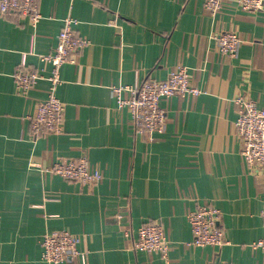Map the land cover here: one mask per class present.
<instances>
[{
    "label": "crops",
    "instance_id": "1",
    "mask_svg": "<svg viewBox=\"0 0 264 264\" xmlns=\"http://www.w3.org/2000/svg\"><path fill=\"white\" fill-rule=\"evenodd\" d=\"M38 8L33 25L0 14V264H264L252 246L264 235V174L247 166L234 125L237 95L264 108V7L248 12L227 0L211 13L204 0H38ZM67 16L88 42L60 68V130L34 138L29 115L49 88L39 55L54 51ZM223 30L241 38L235 57L217 46ZM179 64L200 93L161 99L165 130L148 139L111 87L163 78ZM17 67L43 76L22 93ZM82 155L102 173L93 185L46 170ZM204 203L220 210L228 239L220 247L188 244L187 213ZM148 221L165 229L166 259L133 246ZM63 228L80 236L84 260L42 259L43 234Z\"/></svg>",
    "mask_w": 264,
    "mask_h": 264
},
{
    "label": "built area",
    "instance_id": "2",
    "mask_svg": "<svg viewBox=\"0 0 264 264\" xmlns=\"http://www.w3.org/2000/svg\"><path fill=\"white\" fill-rule=\"evenodd\" d=\"M227 0H204V7L211 13H217ZM237 5L248 12L259 11L264 7V0H234ZM12 12L21 18L28 19L32 25L41 17L38 0H0V14ZM61 30L56 36L54 51L41 53L39 58L48 65L49 88L47 96L38 100L34 110L29 115L30 134L36 138L45 133L58 131L63 122L65 105L57 96V86L61 82L60 68L69 61L75 53L87 45L88 40L75 33L73 17H64ZM215 40L221 53L235 57L238 53L241 38L233 30H223L215 34ZM15 81L22 93H26L42 77V73L32 68L15 69ZM123 91L130 95L122 97ZM111 93L120 106H126L131 115L134 129L137 133L151 139L152 135L162 133L166 125V112L160 101L174 95L182 97L200 93V89L192 86L189 81L188 68L176 65L168 71L165 77H149L136 85H113ZM238 105V115L234 123L236 133L241 144V155L247 166L264 174V108L258 107L246 93L234 98ZM46 170L57 173L66 179L93 185L102 178L100 169L91 167L86 156L78 158L57 159ZM264 226V203L261 209ZM191 229V239L188 244L196 246H217L228 243L225 228L220 224V210L213 204L196 205L187 213ZM133 246L136 249L154 251L167 258L170 241L160 221H148L136 230ZM126 235H132L131 230ZM80 236L63 228L55 232H47L41 238V257L49 263L68 261L74 258L85 259V253L78 247ZM253 247H260L264 251V235L252 243Z\"/></svg>",
    "mask_w": 264,
    "mask_h": 264
}]
</instances>
